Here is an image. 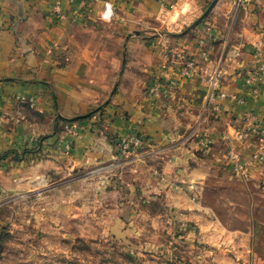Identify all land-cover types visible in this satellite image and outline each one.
<instances>
[{
	"label": "crops",
	"instance_id": "1",
	"mask_svg": "<svg viewBox=\"0 0 264 264\" xmlns=\"http://www.w3.org/2000/svg\"><path fill=\"white\" fill-rule=\"evenodd\" d=\"M106 1L115 0H62V12L68 14L64 20L53 11L55 0H0V156L40 143L30 157L15 158L11 152L0 158V193L42 187L55 177L110 162L127 130L144 139L142 162L130 168L111 163L116 172L130 173L124 181L131 190L140 185L141 190L154 187L160 192H131L130 202L167 194L184 214L196 215L191 206L203 181L218 167L230 169L231 142L250 166L251 178L259 177L264 171L258 157L264 152L262 140L254 133L235 140V134L264 121V81L257 91L244 85V76L254 69L255 47H264V0H241L238 6L237 0H217L196 25L213 0H116L125 26L119 14L102 19ZM179 3L189 10L176 23L192 25L178 37L147 35L137 39L143 42L139 49L135 36L119 33L137 24L150 29L156 14L161 18ZM170 45L179 56L199 60L198 70L183 78L174 65L160 69L166 87L153 100L147 88L160 73H153V63L164 59ZM221 57L227 98L207 104L208 79ZM101 106L105 110L98 119L93 115L78 123L62 121ZM247 112L255 117L245 119ZM71 125L77 127L75 133ZM61 137L71 143L70 151L60 145ZM174 186L183 189L174 192ZM52 187L47 192L57 193Z\"/></svg>",
	"mask_w": 264,
	"mask_h": 264
},
{
	"label": "rangeland",
	"instance_id": "2",
	"mask_svg": "<svg viewBox=\"0 0 264 264\" xmlns=\"http://www.w3.org/2000/svg\"><path fill=\"white\" fill-rule=\"evenodd\" d=\"M113 2L106 1L104 5L110 4L114 12H104V6L101 17L108 19L119 14V22L125 26L127 19L121 14L117 1ZM211 3H207L202 15ZM179 4L162 13L161 18L156 14L150 29L137 24L119 33L123 38L135 36L136 40H144L147 35H158V39L178 37V33L192 25L183 27L176 23L189 10L186 4ZM138 40L134 44L140 49L143 42ZM168 47L164 59L153 63V73L160 72L147 88L153 100H156L151 91L153 87L159 89L157 96L164 91L161 67L166 64L178 69L175 63L180 64L173 46ZM123 68L121 65V70ZM97 109L94 116L98 119L105 109L103 106ZM100 123L97 121L98 125ZM76 129L72 125L69 128L71 133ZM128 132L119 138V144ZM142 152V147L126 151L120 148V152L102 166L88 165L80 172L55 177L52 184L42 187L23 186L1 192L0 264H264L263 170L258 181L254 176V179L238 178L231 168L212 170L196 191L197 203L190 205L196 215L190 217L167 198V194L151 196L144 203L129 201L131 192L160 193L154 187L141 190L140 185L131 190L124 181L125 177L131 178L130 173L128 177L126 173L116 172L111 163L120 161L130 168L141 164ZM69 178L85 181L59 185ZM51 186L58 192H47ZM173 188L174 192L183 189ZM238 230L245 233L239 234Z\"/></svg>",
	"mask_w": 264,
	"mask_h": 264
},
{
	"label": "built area",
	"instance_id": "3",
	"mask_svg": "<svg viewBox=\"0 0 264 264\" xmlns=\"http://www.w3.org/2000/svg\"><path fill=\"white\" fill-rule=\"evenodd\" d=\"M62 0H55L54 6H53V11L57 14L62 19H68V14L62 12V7H61V2ZM73 1V0H70ZM241 0H237L236 4L237 6L239 5V2ZM82 9L86 7L85 3H81ZM112 6L106 4L105 5V11L108 12L111 11ZM173 8V7H171ZM111 12H114L112 10ZM183 55L179 56L180 57L178 60L180 64L178 65L177 62L175 63L176 67L178 68L179 75L180 77L183 78H189L194 76L197 73L198 70V65H199V60L186 56L184 53ZM235 54H239L238 51L235 52ZM204 57L207 56V52L203 51ZM180 59H184V61L181 63ZM222 60V57L218 59V63H216V67L208 79V91L206 95V100L207 104H209L212 101L215 100H221V99H226L227 98V93L224 90V77H225V70L222 68V65L220 64V61ZM253 61H254V69L249 71L244 76V85L252 87L255 91L259 90L261 83L264 81V47L261 45H257L254 49L253 52ZM162 70H166L168 66L164 64L162 67ZM163 82V87H166V84ZM158 86H162L159 84ZM152 93L154 95L159 94V89L158 87H153L151 89ZM255 115L252 112H247L244 114L245 119L253 118ZM256 134L262 142L260 143V147L263 149L264 148V121H258V123L251 127L250 130H237L236 131V139L235 140H245L249 138L250 134ZM60 145L63 146L65 151H70L71 150V143L65 141L64 138L59 139ZM144 146V139L138 135L136 132L129 131L124 138L122 139L120 143V148L123 151L126 150H134L138 149ZM259 159L264 162V152H261L258 154ZM227 162L229 164V167L232 169L233 174L238 177V178H250L251 176V170L250 166L243 161L241 157V153L239 152L236 143L231 142L229 145V150H228V156H227Z\"/></svg>",
	"mask_w": 264,
	"mask_h": 264
},
{
	"label": "trees",
	"instance_id": "4",
	"mask_svg": "<svg viewBox=\"0 0 264 264\" xmlns=\"http://www.w3.org/2000/svg\"><path fill=\"white\" fill-rule=\"evenodd\" d=\"M201 22H203V20L200 21V23H201ZM97 110H98V109H94V110L90 111L88 114H86V115H84V116H80V117H78V118H71V119L62 118V121H63V122H68V123H71V124H72V123L79 122V121H83L84 119H87V118L93 116L94 113L97 112ZM56 131H57V133H58V132L61 131V130H60V129H57ZM58 141H59V138H58ZM59 143H60V142H59ZM39 146H40V143H33L32 145L25 147V149H23V150H21V151L15 149V150H12V151H10V152H7V153H5L4 155H1L0 158L6 157V156H7L9 153H11V152H13V153L16 155V156H14L15 158H20V157H18L19 155L22 156L21 158H24L26 154H28V155L30 154V155H29V157H30V156L36 154L35 151H37V149L39 148ZM20 152H21V153H20Z\"/></svg>",
	"mask_w": 264,
	"mask_h": 264
},
{
	"label": "water",
	"instance_id": "5",
	"mask_svg": "<svg viewBox=\"0 0 264 264\" xmlns=\"http://www.w3.org/2000/svg\"><path fill=\"white\" fill-rule=\"evenodd\" d=\"M216 2H217V0H213L212 1V3L207 8V10L205 11V13L199 19H197V21L194 23V25L198 24L211 11V9L213 8V6L215 5Z\"/></svg>",
	"mask_w": 264,
	"mask_h": 264
}]
</instances>
